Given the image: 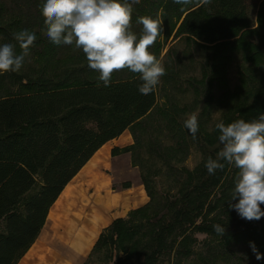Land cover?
Masks as SVG:
<instances>
[{
    "label": "trees",
    "instance_id": "trees-1",
    "mask_svg": "<svg viewBox=\"0 0 264 264\" xmlns=\"http://www.w3.org/2000/svg\"><path fill=\"white\" fill-rule=\"evenodd\" d=\"M132 7L131 26L139 24V17L151 16L163 26L177 25L178 35L219 46L227 59L222 56V66L210 81L223 83L224 65L240 61L238 86L218 99L220 107L229 103L228 122L251 121L264 112V52L242 41L240 34L248 21L246 0H189L185 5L140 0ZM40 8L41 0H12L9 9L1 0L0 37L12 40L19 50L14 34L28 29L36 35L31 46L40 49L35 53L43 70L50 64H67L71 58L60 55L75 46L50 42ZM94 73L91 69L84 78L74 74L69 81L0 98V264H17L37 239L64 187L103 145L146 118L155 105V90L148 95L137 90L138 73L114 71L108 87ZM105 112L116 119L106 118ZM204 146L209 150L204 162L215 159L222 147L216 135L206 136ZM221 162L225 167L214 174L208 173L204 163L197 176L186 172L184 178H177L179 189L174 194L162 196L150 188V180L145 181L149 201L130 211L126 219L113 220L84 264L100 251L110 264H182L194 255L195 234L249 246L254 242L264 255V223L259 227L236 223L232 229L230 223L208 221L215 204L227 211L229 202H236L230 199L238 169ZM214 224L225 232L214 231ZM120 252L123 258L118 257ZM254 261L264 264V258L255 256ZM203 264L217 262L211 257L203 259Z\"/></svg>",
    "mask_w": 264,
    "mask_h": 264
},
{
    "label": "rangeland",
    "instance_id": "rangeland-1",
    "mask_svg": "<svg viewBox=\"0 0 264 264\" xmlns=\"http://www.w3.org/2000/svg\"><path fill=\"white\" fill-rule=\"evenodd\" d=\"M2 1L8 9L12 7V0ZM246 4L248 21L240 33L241 39L264 52V0H246ZM211 8L213 13L217 12L213 5ZM5 16L8 17V14ZM177 27L175 25L172 29L171 26H163V33L149 47V51L155 53L165 68V75L160 78L155 88L154 107L146 118L116 138L104 156L103 172H108V175L103 173L101 178L105 177L107 191L120 196L123 194V202L117 203L121 207L114 206L111 209L114 217L118 216L113 220L126 219L130 211L144 206L149 201L145 181L150 180V188L163 196L174 194L179 189L177 178H184L186 172L194 176L202 172L205 155L209 151L204 146L206 136L217 137L219 133L215 128L216 123L223 120L227 124L231 119L227 114L229 103L220 107L218 99L225 92L223 96L234 92L239 84V71L243 65L235 59L232 63L224 65L223 83L210 81L214 72H218V66L223 63L222 56L227 59L226 53L217 45L203 44L185 35L176 34ZM141 28V24H130V30L138 35ZM9 36L12 37L10 34ZM3 43H10L15 48L14 42L9 38L0 37V44ZM37 48L31 46L29 55L25 57L19 71L0 74V98L69 81L74 74L84 78L91 70L85 54L75 47L60 55L71 58L67 64H50L49 69L45 67L43 70L35 53L40 51ZM15 51L19 54L22 50L15 48ZM94 74L99 73L95 71ZM192 113L197 115L199 125L195 137L183 125L184 120ZM104 115L111 120L116 119L108 112ZM36 180L38 181L39 177ZM87 192L91 196L92 188L88 187ZM223 208H220V204H215L208 221L230 223L232 229L236 223H251L256 227L264 223V217L258 221H248L241 219L235 210L225 211ZM46 236L43 231L41 240L46 242ZM194 237V255L182 264H203V259L211 257L217 264H256L255 255L246 243L234 240L228 243L220 240L221 236L195 234ZM220 253L223 256H220ZM118 257L123 258L124 255L120 252ZM87 264L110 262L104 259V252L100 251L92 256Z\"/></svg>",
    "mask_w": 264,
    "mask_h": 264
},
{
    "label": "clouds",
    "instance_id": "clouds-1",
    "mask_svg": "<svg viewBox=\"0 0 264 264\" xmlns=\"http://www.w3.org/2000/svg\"><path fill=\"white\" fill-rule=\"evenodd\" d=\"M140 0H41L40 12L47 26L46 35L54 45H74L82 50L88 67L99 73L98 79L108 87L114 71L127 69L139 74L141 83L137 90L142 95L153 92L165 75L161 61L149 47L163 33V24L151 17L137 19L142 25L141 33L130 30L133 7ZM185 5L189 0H173ZM22 50L19 54L10 43L0 44V74L17 72L22 68L30 46L36 40L34 32L22 29L14 34ZM184 127L195 137L198 119L195 113L183 122ZM218 140L222 145L216 158L205 162L209 174L223 169L225 161L238 169L231 191L229 208L241 219L260 220L264 217V112L258 119H238L229 123L223 120L215 125ZM214 231L225 229L213 225ZM256 259L264 258L254 242H249Z\"/></svg>",
    "mask_w": 264,
    "mask_h": 264
},
{
    "label": "crops",
    "instance_id": "crops-1",
    "mask_svg": "<svg viewBox=\"0 0 264 264\" xmlns=\"http://www.w3.org/2000/svg\"><path fill=\"white\" fill-rule=\"evenodd\" d=\"M114 140L103 145L64 187L50 206L37 239L17 264H84L86 262L99 235L109 227L114 218L118 217H114L111 209L114 206L121 207L117 203L123 202V194L120 196L115 192L109 193L106 180L101 178L103 173L108 175V172H103L104 156L107 151L109 152ZM88 187L93 190L91 196L87 192ZM43 231L47 235L46 242L40 238Z\"/></svg>",
    "mask_w": 264,
    "mask_h": 264
},
{
    "label": "bare ground",
    "instance_id": "bare-ground-1",
    "mask_svg": "<svg viewBox=\"0 0 264 264\" xmlns=\"http://www.w3.org/2000/svg\"><path fill=\"white\" fill-rule=\"evenodd\" d=\"M107 163V162H106ZM106 165V164H105ZM108 165V164H107ZM105 178V177H104ZM101 182V181H100ZM103 182H105V181H103ZM100 184V183H99ZM101 185V184H100ZM108 186V185H107ZM102 188V187H101ZM108 189V188H107ZM100 190V189H99ZM90 191V190H89ZM110 191V190H109ZM141 191V190H140ZM70 195V194H69ZM68 195V196H69ZM104 201V200H103ZM129 202V201H128ZM59 205V204H58ZM57 208V207H56ZM55 208V209H56ZM110 209V208H109ZM109 211V210H108ZM50 217H52V216H50ZM55 218V217H54ZM57 218V217H56ZM54 220V219H53ZM53 222V221H52ZM47 223V222H46ZM50 224V223H49ZM47 226V225H46ZM46 226H45V228H46ZM100 227V226H99ZM53 233H54V231H53ZM70 233V232H69ZM72 233V232H71ZM40 241V240H39ZM41 242V241H40ZM42 243V242H41ZM49 248V247H48ZM87 250V249H86ZM32 251H33V249H32ZM34 251H35V247H34ZM38 251V250H37ZM89 251V250H88ZM30 253V252H29ZM41 253V252H40ZM79 253V252H78ZM40 255V254H39ZM29 256V255H28ZM37 257V256H36ZM27 258V257H26Z\"/></svg>",
    "mask_w": 264,
    "mask_h": 264
}]
</instances>
